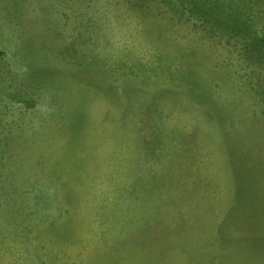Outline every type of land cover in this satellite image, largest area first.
I'll return each instance as SVG.
<instances>
[{"label": "rangeland", "instance_id": "374dc122", "mask_svg": "<svg viewBox=\"0 0 264 264\" xmlns=\"http://www.w3.org/2000/svg\"><path fill=\"white\" fill-rule=\"evenodd\" d=\"M0 264H264V0H0Z\"/></svg>", "mask_w": 264, "mask_h": 264}]
</instances>
